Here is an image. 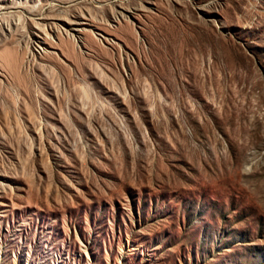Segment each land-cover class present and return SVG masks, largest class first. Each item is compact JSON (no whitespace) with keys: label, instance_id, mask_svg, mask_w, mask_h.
Masks as SVG:
<instances>
[{"label":"rangeland","instance_id":"374dc122","mask_svg":"<svg viewBox=\"0 0 264 264\" xmlns=\"http://www.w3.org/2000/svg\"><path fill=\"white\" fill-rule=\"evenodd\" d=\"M0 264H264V0H0Z\"/></svg>","mask_w":264,"mask_h":264},{"label":"bare ground","instance_id":"6f19581e","mask_svg":"<svg viewBox=\"0 0 264 264\" xmlns=\"http://www.w3.org/2000/svg\"><path fill=\"white\" fill-rule=\"evenodd\" d=\"M36 24H37V23H36ZM37 25H38V24H37ZM38 26H40V25H38ZM57 29H59V30L62 29V30H63V28H62V27H59V26L57 27ZM64 30H65V32H66L67 34H70L72 38L76 39L77 36H75V34H72L71 32L67 31V29H64Z\"/></svg>","mask_w":264,"mask_h":264}]
</instances>
